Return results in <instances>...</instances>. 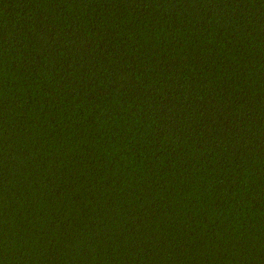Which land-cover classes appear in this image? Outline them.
Wrapping results in <instances>:
<instances>
[{
	"label": "trees",
	"instance_id": "trees-1",
	"mask_svg": "<svg viewBox=\"0 0 264 264\" xmlns=\"http://www.w3.org/2000/svg\"><path fill=\"white\" fill-rule=\"evenodd\" d=\"M0 264H264V0H0Z\"/></svg>",
	"mask_w": 264,
	"mask_h": 264
}]
</instances>
